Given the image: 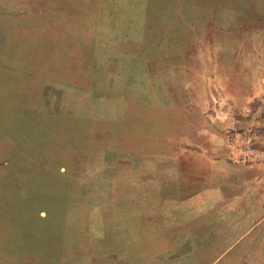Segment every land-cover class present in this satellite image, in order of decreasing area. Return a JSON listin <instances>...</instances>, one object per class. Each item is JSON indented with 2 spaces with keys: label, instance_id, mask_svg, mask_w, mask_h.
Wrapping results in <instances>:
<instances>
[{
  "label": "rangeland",
  "instance_id": "374dc122",
  "mask_svg": "<svg viewBox=\"0 0 264 264\" xmlns=\"http://www.w3.org/2000/svg\"><path fill=\"white\" fill-rule=\"evenodd\" d=\"M207 180L263 205L264 0H0V264H115Z\"/></svg>",
  "mask_w": 264,
  "mask_h": 264
},
{
  "label": "crops",
  "instance_id": "0c3cea01",
  "mask_svg": "<svg viewBox=\"0 0 264 264\" xmlns=\"http://www.w3.org/2000/svg\"><path fill=\"white\" fill-rule=\"evenodd\" d=\"M241 190L207 180L172 199L166 194L155 205L149 198L148 219L131 222L138 233L134 247L107 250L106 257L115 264H250L254 250L249 238L264 232V197L255 210L257 202H246V214ZM229 207L240 209L233 212L239 214V228L229 223Z\"/></svg>",
  "mask_w": 264,
  "mask_h": 264
}]
</instances>
